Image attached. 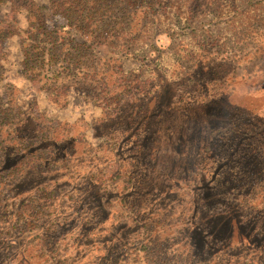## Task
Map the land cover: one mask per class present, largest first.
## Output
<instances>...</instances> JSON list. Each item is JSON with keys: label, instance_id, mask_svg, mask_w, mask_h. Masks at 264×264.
<instances>
[{"label": "rangeland", "instance_id": "rangeland-1", "mask_svg": "<svg viewBox=\"0 0 264 264\" xmlns=\"http://www.w3.org/2000/svg\"><path fill=\"white\" fill-rule=\"evenodd\" d=\"M210 1L65 107L2 45L0 264H264V5Z\"/></svg>", "mask_w": 264, "mask_h": 264}, {"label": "trees", "instance_id": "trees-1", "mask_svg": "<svg viewBox=\"0 0 264 264\" xmlns=\"http://www.w3.org/2000/svg\"><path fill=\"white\" fill-rule=\"evenodd\" d=\"M249 1L248 5L254 8L264 5V0ZM205 2L47 0L46 5L40 6L35 0H0V7L5 5L7 9L6 14L0 15V82L5 61L1 47L10 38L18 37L24 80L35 83L52 105L65 107L70 90L82 92L84 87H92L93 80L100 75L97 62H108L98 59L95 50L133 53L158 29L159 13L186 8L187 21H192L198 10L207 5ZM221 2L212 0L210 4L216 11ZM49 17L58 23L50 25ZM259 23H264V18H257L254 25ZM8 118V111L0 105V121Z\"/></svg>", "mask_w": 264, "mask_h": 264}]
</instances>
